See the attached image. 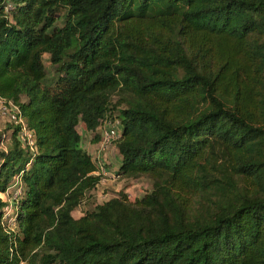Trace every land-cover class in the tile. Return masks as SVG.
I'll use <instances>...</instances> for the list:
<instances>
[{
    "label": "trees",
    "instance_id": "trees-1",
    "mask_svg": "<svg viewBox=\"0 0 264 264\" xmlns=\"http://www.w3.org/2000/svg\"><path fill=\"white\" fill-rule=\"evenodd\" d=\"M0 97L35 143L0 147V264H264V0H0ZM115 117V174L151 188L75 218L77 125Z\"/></svg>",
    "mask_w": 264,
    "mask_h": 264
},
{
    "label": "rangeland",
    "instance_id": "rangeland-1",
    "mask_svg": "<svg viewBox=\"0 0 264 264\" xmlns=\"http://www.w3.org/2000/svg\"><path fill=\"white\" fill-rule=\"evenodd\" d=\"M43 60L49 75L51 66L46 54L43 56ZM10 125L11 124L9 122L0 119L1 148H5L11 141L10 133L13 127H10ZM77 130L82 136V147L84 148L86 146V148L89 149V144H86V142H89L95 133L85 130L82 123L77 125ZM97 132L100 134L99 128H97ZM93 149H95L92 152L93 158L96 161L97 158L102 161V166L106 168L105 170H107V173L101 174V180L98 185L93 190L88 192L79 205L73 209L72 215L75 218H79L85 211L93 209L96 204H100L111 197L119 195V193L123 190L128 195L130 200H133L142 196L151 188V181L147 178L141 177L137 179H126L115 174L120 157L114 143H112L106 150H100L98 145L92 148L91 151Z\"/></svg>",
    "mask_w": 264,
    "mask_h": 264
},
{
    "label": "built area",
    "instance_id": "built-area-1",
    "mask_svg": "<svg viewBox=\"0 0 264 264\" xmlns=\"http://www.w3.org/2000/svg\"><path fill=\"white\" fill-rule=\"evenodd\" d=\"M0 119L9 122L12 126H16V137L18 141L28 147L30 151L35 150L33 135L25 124L21 108L18 104L12 100L0 97ZM98 128L100 130L98 147L100 150H106L119 138L121 133V122L117 117L113 119H105L101 122ZM97 165V173H107V170H105L106 168L102 166V161L98 158ZM19 182L20 178L18 176L15 177L14 181L0 194V197L4 201L2 207V223L7 230L13 229L16 221L17 203L22 195V189Z\"/></svg>",
    "mask_w": 264,
    "mask_h": 264
},
{
    "label": "crops",
    "instance_id": "crops-1",
    "mask_svg": "<svg viewBox=\"0 0 264 264\" xmlns=\"http://www.w3.org/2000/svg\"><path fill=\"white\" fill-rule=\"evenodd\" d=\"M96 131H97V130H96ZM89 132H90V131H89ZM86 144H89V149H90V151H89V149L86 148V146L84 147V149H86V150L92 155V152H93L95 149H93L92 151H91V149L98 145V141H97V142H92V141L90 140L89 142H86ZM99 157H101V156H99ZM102 157H103V156H102Z\"/></svg>",
    "mask_w": 264,
    "mask_h": 264
}]
</instances>
